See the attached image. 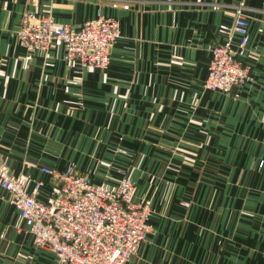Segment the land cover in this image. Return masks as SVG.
<instances>
[{"label": "crops", "instance_id": "obj_1", "mask_svg": "<svg viewBox=\"0 0 264 264\" xmlns=\"http://www.w3.org/2000/svg\"><path fill=\"white\" fill-rule=\"evenodd\" d=\"M241 1L250 80L205 89ZM30 10L74 28L118 19L109 68L70 63L63 46L29 51L15 31ZM0 152L13 174L45 181L42 199L43 166L111 187L127 172L153 208L127 264H264V0H0ZM24 227L0 188V264H53Z\"/></svg>", "mask_w": 264, "mask_h": 264}, {"label": "built area", "instance_id": "obj_2", "mask_svg": "<svg viewBox=\"0 0 264 264\" xmlns=\"http://www.w3.org/2000/svg\"><path fill=\"white\" fill-rule=\"evenodd\" d=\"M247 8L241 1L233 22L219 26L224 40L213 46L205 89L230 92L250 80V67L239 58L246 54L249 42ZM15 34L31 52L63 46L66 61L106 71L121 31L120 22L113 17L100 15L74 28L30 10ZM41 171L50 184L45 199L41 198L45 181L13 174L0 152V188L20 213L23 230L33 235L35 246L53 252V264H127L151 231L153 212L150 200L134 199L136 186L131 176L124 172L111 187L97 183L91 172L75 165L64 170L43 166Z\"/></svg>", "mask_w": 264, "mask_h": 264}, {"label": "water", "instance_id": "obj_3", "mask_svg": "<svg viewBox=\"0 0 264 264\" xmlns=\"http://www.w3.org/2000/svg\"><path fill=\"white\" fill-rule=\"evenodd\" d=\"M240 58V57H239Z\"/></svg>", "mask_w": 264, "mask_h": 264}]
</instances>
